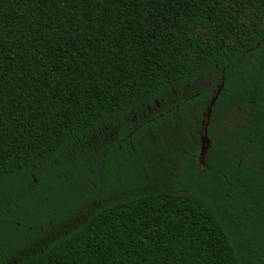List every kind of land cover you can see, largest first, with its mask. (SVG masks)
Segmentation results:
<instances>
[{"label":"trees","instance_id":"trees-1","mask_svg":"<svg viewBox=\"0 0 264 264\" xmlns=\"http://www.w3.org/2000/svg\"><path fill=\"white\" fill-rule=\"evenodd\" d=\"M0 264H264V0H0Z\"/></svg>","mask_w":264,"mask_h":264},{"label":"water","instance_id":"water-1","mask_svg":"<svg viewBox=\"0 0 264 264\" xmlns=\"http://www.w3.org/2000/svg\"><path fill=\"white\" fill-rule=\"evenodd\" d=\"M224 86V77L222 78L221 82L218 85V89L216 92L213 93V96L211 98V101L208 104V107L204 113V119H203V126H202V134H201V152H200V160L203 161L205 159L206 153L208 151V148L210 146V139L208 137V126L209 121L212 114V109L220 95V92Z\"/></svg>","mask_w":264,"mask_h":264}]
</instances>
